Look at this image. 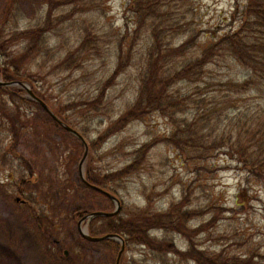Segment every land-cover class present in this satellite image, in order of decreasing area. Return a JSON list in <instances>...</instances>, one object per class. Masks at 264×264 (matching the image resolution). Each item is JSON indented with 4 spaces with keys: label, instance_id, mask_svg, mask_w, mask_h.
<instances>
[{
    "label": "rangeland",
    "instance_id": "obj_1",
    "mask_svg": "<svg viewBox=\"0 0 264 264\" xmlns=\"http://www.w3.org/2000/svg\"><path fill=\"white\" fill-rule=\"evenodd\" d=\"M11 1L0 0V23L4 17L9 19L6 11ZM47 1L16 0L18 6L11 8L10 28L15 18L20 20L21 28L34 25L45 13ZM248 1L157 0V12L147 21L162 22L168 36L173 28L179 33L170 40L175 57L166 60L164 72H173L199 59L209 36L237 31L240 21L235 19L234 11L238 2L243 7ZM70 11L71 7L62 5L55 10L56 26L48 37L49 50L64 61L67 54L77 49L88 29L93 39L81 66L51 72L55 63L42 69L40 59L34 57L28 68L38 91L48 100V107L83 133L90 146L107 137L136 103L141 72L149 59L150 41L146 26L137 29L129 0H88L79 4L78 12L70 14ZM12 29L6 30V37ZM190 33L196 37L192 46L186 45ZM25 48L24 43H18L11 51L18 56ZM248 77L247 69L230 55L217 57L208 66L204 85H200L204 92L192 95L176 115L187 125L204 115L198 128L206 147L197 150L199 153L188 162H183L181 152L168 142L175 132L174 122L155 112L131 122L107 139L101 150L89 153L82 172L90 171L105 178L126 169L142 148L150 147L134 174L102 186L116 193L121 203L118 219L128 220L137 211H144V219L156 221L172 209L175 218L179 215L188 218L183 234L149 232L155 243L172 240L186 256L170 255L158 244L150 247L125 241L121 264H198L188 255L192 243L209 264H264V184L244 169L239 162L241 156H231L232 146L244 147L247 157L257 150L251 144V135L256 130L251 116L258 115L257 109L264 111V89L260 87L242 96L230 92L232 95L225 99L227 89L222 86L228 81L242 84ZM108 83L110 87L103 100L95 107L86 105L101 98ZM192 90L183 83L170 94L174 97L178 92L186 94ZM23 92L27 98L28 93ZM215 98H219L220 106L214 103ZM195 104L201 105L199 113ZM214 109L216 112L212 113ZM25 111L23 114L30 118L25 119L35 126L30 125L16 151L11 150V160L6 164L0 161V264H114L118 255L109 261L111 253L105 245L89 243L81 235L82 231L91 235L90 229L102 233L104 223L76 222L73 215L111 213L117 209L116 203L84 187L79 173L82 159L75 158L82 147L66 132L45 130L51 123L50 113L42 106L35 112ZM239 116L244 119L247 131L242 141L238 140ZM9 139L8 126L0 120V157L2 146L7 147ZM19 157L32 167L33 177ZM23 177H26V199L15 193ZM8 178L11 182H7ZM10 189L11 195L6 192ZM55 212L58 217L53 215ZM55 217L59 219L54 221ZM61 252L66 254V260H59Z\"/></svg>",
    "mask_w": 264,
    "mask_h": 264
},
{
    "label": "trees",
    "instance_id": "obj_2",
    "mask_svg": "<svg viewBox=\"0 0 264 264\" xmlns=\"http://www.w3.org/2000/svg\"><path fill=\"white\" fill-rule=\"evenodd\" d=\"M87 1L88 0H48L45 13L41 15L40 19L38 18L34 25L27 24L24 28H21L20 20L15 18L14 26L11 27L14 29H12L11 34L6 37V30L11 29L9 26L11 23V8L18 6L16 0H12L6 11L8 13L7 16L10 15L9 19L4 17V22L0 23L1 80L5 83L24 82L29 84L34 94L48 106V100L36 87L34 75L29 70L28 64L31 59L38 57L41 61L39 65L42 69H47L50 63H55L51 68V72H56V70L59 69H78L81 66V59L86 55L88 46L92 43L93 39L88 29H86L85 37L80 40L77 49L67 54L64 61L57 58L56 54L53 55L52 53H55L54 51L51 49L49 50L50 40L48 37L51 36L56 26L53 14L55 10L60 8V5L71 7L70 14H74L78 12L79 4ZM156 2L157 0H129V10L137 21V29L141 30L145 26L148 28V37L150 41L149 59L146 69L141 72L140 90L136 103H134L126 115L117 122L107 137L90 143L91 153H96L101 150L107 139L113 134L124 130L131 122L144 117L148 113L155 112L167 116L171 122H174L175 132L168 142L181 152L183 155V162L184 160L187 162L192 160L194 155L199 153L197 150L206 147L205 142L200 139L202 138L199 136L201 129L198 128L199 119L203 118L204 115L202 114L199 119H196L193 123H189L188 125L177 119L176 115L179 113V108L185 105L192 95H201L204 92L201 86L204 85L207 68L217 57L230 55V57L236 58L249 73V77L247 80H244L242 84H235L231 81L222 84V86L227 89V94L224 92L225 99L232 95H230V92H233L234 95L242 96L243 94H250L260 87L264 89V0H249L246 6L243 7L238 2L234 11V16L236 20L240 21V28L233 33L224 34L220 37L209 36L201 48L202 54L199 59L168 73L164 72L165 62L167 59L175 57L172 55L170 40L179 33L176 28L172 30L169 28V33L171 34L168 36L164 33L166 28L163 29L161 27L162 22L158 23V21L155 20L150 22L147 21L157 12ZM190 35L191 33L187 35L189 39L186 45L192 46L195 43L196 37ZM18 43H24L26 48L23 54L14 56L11 49ZM182 45H185V42ZM121 46L123 49L126 48L124 43ZM183 83L190 85L193 88L192 92L186 94L178 92V94L173 97L170 91L175 86ZM109 87L110 84H106L105 88L102 90L101 98L96 99L94 102H88L86 105L90 103L91 107H95L98 102L103 100V96H105V92ZM218 91L223 92L220 89ZM23 94V90L19 88H3L0 86V120L8 126V136L10 137L9 145L7 147L2 146V155L0 157L2 164L8 163L9 159L11 160V150L16 151L14 149L26 129L30 128V125L35 126L26 120L30 118L23 114V111L28 110L35 112L39 108L41 110V106L38 103L23 97ZM214 103L217 106L221 105L219 98H215ZM195 105L199 113L201 105ZM257 111L259 112L257 116H251V121L256 129L251 135V144L256 145L257 150L252 151L247 157V152L244 147L235 149L234 146H232L231 156H241L239 162L243 163L244 169L247 170L254 179L264 184V111L258 109ZM53 112L64 124L71 128H75L67 119L59 116L54 110ZM215 112L216 109L212 110V113ZM48 118L51 123L46 126L45 130L50 129L51 132L55 133H59L60 131L66 132L53 118L49 116ZM238 126V140L242 141L247 131H245V121L241 116H239ZM66 133L75 139L82 147L79 154L75 155V158L82 159L85 153L83 145L76 137L68 132ZM80 134L85 138L83 133ZM223 142H230V139H223ZM149 149V146L142 148V150L137 153L138 158L131 165L123 171L110 174L105 178L87 171L86 181L99 188H102V186L107 183L121 181L123 177L130 176L139 169L143 163V157L148 153ZM17 159L24 160L23 165H25L26 169L33 177L35 172L27 163L26 159L23 157ZM10 179L11 178H8L7 182H11ZM83 185L86 189L91 190V187L87 184ZM25 186L26 177H23V180L17 186L15 192L22 198H25ZM6 192L11 195V189ZM113 194L116 195L114 192ZM142 212L144 211H137V214L128 220H124L123 218L118 219L119 216L114 218H97L93 223L103 222L105 231L102 233H95L94 230L92 231V229H90V233L94 237H102L109 234L120 235L125 239L126 243L133 245L153 247L158 244L162 249L165 247V251L170 255L186 256V253L176 249L172 240L157 241V243H155L149 236V232L151 230H163L167 232L176 231L183 234V227L187 224L188 218L186 220L185 215H179L175 218V210L172 209L169 213H166L155 221L152 219H144ZM53 215L58 217L56 212L53 213ZM88 215V212H76L73 215V220L78 222ZM56 217L54 221L59 219ZM54 230L57 231L56 228H54ZM49 236L50 234L46 235L45 238L48 239ZM192 244L193 246L188 252L189 257L198 264H209L206 261L207 258L205 255L194 246V243ZM97 245H105L104 247L111 253L109 261H112L115 259L116 255L119 256L120 254L121 246L113 240L103 241ZM58 254L61 258H59L60 261L67 259L63 252ZM114 264H117V260Z\"/></svg>",
    "mask_w": 264,
    "mask_h": 264
},
{
    "label": "water",
    "instance_id": "obj_3",
    "mask_svg": "<svg viewBox=\"0 0 264 264\" xmlns=\"http://www.w3.org/2000/svg\"><path fill=\"white\" fill-rule=\"evenodd\" d=\"M0 86H3V87H15V86H18V87H20V88L26 90V91L28 92V94L30 95V97H31L33 100H35L36 102H38L39 104H41V105H42V106H43L48 112H50L49 109L47 108V106H46L43 102H41L39 99H37V98L34 96L33 92L31 91V89H30L27 85H25V84H23V83H8V84H3L2 82H0ZM50 114H51V113H50ZM52 116H53V115H52ZM55 119H57V118H55ZM66 129H67L68 131H70L72 134H74L75 136H77L78 138H80V140H81V141L83 142V144L85 145V156H84L83 161H82L81 166H80V168L82 169L83 164H84V162L86 161V159H87V157H88V154H89V147H88L86 141H85V140H84V139H83V138H82L77 132H75L74 130H72V129L68 128V127H66ZM82 178H83V180L85 181L83 174H82ZM108 196L111 197V195H109V194H108ZM111 198H112V197H111ZM112 199H113V200L115 201V203L117 204V208H118V210H117L115 213H113V214H105V213H96V214H93L92 216L89 217V222H90L92 219L97 218V217L115 216V215L118 213V211H119L120 203H119V201H117L115 198H112ZM82 235H83V237H84L85 239H87V240L90 241V242H94V243L102 242V241H105V240H115V241H118V242H120L121 245H122V250H121V253H120V257L122 256V254H123V252H124V249H125V243H124L123 239H122L120 236H117V235H108V236H105V237H102V238H93V237H91V236L88 234V232H87V233L83 232ZM119 259H120V258H119Z\"/></svg>",
    "mask_w": 264,
    "mask_h": 264
}]
</instances>
